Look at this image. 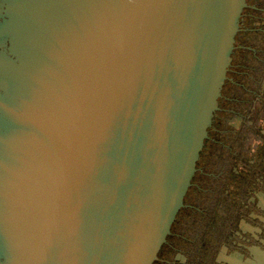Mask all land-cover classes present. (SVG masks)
<instances>
[{
    "label": "water",
    "instance_id": "1",
    "mask_svg": "<svg viewBox=\"0 0 264 264\" xmlns=\"http://www.w3.org/2000/svg\"><path fill=\"white\" fill-rule=\"evenodd\" d=\"M247 0H0V264H154Z\"/></svg>",
    "mask_w": 264,
    "mask_h": 264
},
{
    "label": "flooded vegetation",
    "instance_id": "2",
    "mask_svg": "<svg viewBox=\"0 0 264 264\" xmlns=\"http://www.w3.org/2000/svg\"><path fill=\"white\" fill-rule=\"evenodd\" d=\"M192 185L154 264H264V0H247Z\"/></svg>",
    "mask_w": 264,
    "mask_h": 264
}]
</instances>
